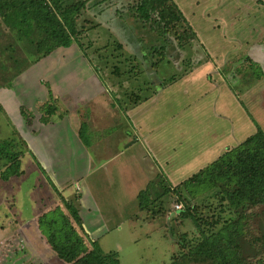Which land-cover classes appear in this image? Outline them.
Returning a JSON list of instances; mask_svg holds the SVG:
<instances>
[{"label": "rangeland", "instance_id": "obj_1", "mask_svg": "<svg viewBox=\"0 0 264 264\" xmlns=\"http://www.w3.org/2000/svg\"><path fill=\"white\" fill-rule=\"evenodd\" d=\"M77 1L87 2L78 27L96 66L62 61L59 50L22 73L21 87L13 85L2 93L11 94L12 100L19 91L26 96L41 94L33 78H103L115 87L120 95L114 96L115 105L125 111L154 97L143 119L155 130L158 156L156 151L145 154L157 165V174L150 172L147 186L146 175L133 166L135 185L147 186L139 196L143 211H136L138 203L130 205L124 224H110L106 235L95 241L105 252H118L121 264H171L174 257L202 242L193 220L175 212L177 205L182 210L196 206L194 215L206 229L217 216L222 222L239 223L244 229L239 240L243 263L264 264V206L231 211L219 199L226 191L223 183H190L227 150L256 133L250 115L264 131V0H173L186 21L168 28H163L157 12L148 21L139 18L135 8L142 0H61V10ZM16 35L0 21V87L40 55ZM87 84L80 89L90 91ZM223 88L234 90L237 103L235 95ZM229 99L231 107L224 108L222 103ZM33 100L28 107H35ZM234 122L235 141L222 143L209 154L220 140L230 137ZM130 137L141 139L137 142L141 151L143 139ZM14 139L18 140L15 130L0 108V145ZM21 153L24 175L0 179V228L7 218L17 224L2 228V238L7 232L11 238H0V264H69L57 257L39 225V218L55 208L67 212L64 198L56 200L58 194L24 147Z\"/></svg>", "mask_w": 264, "mask_h": 264}, {"label": "crops", "instance_id": "obj_2", "mask_svg": "<svg viewBox=\"0 0 264 264\" xmlns=\"http://www.w3.org/2000/svg\"><path fill=\"white\" fill-rule=\"evenodd\" d=\"M59 50L62 61L66 60L70 64V61L75 59L85 63L87 68L93 67L76 44L69 48H59L52 54ZM261 63L264 69V60ZM22 76L21 74L17 77L12 86L20 84L21 87L24 79L19 78ZM262 78L264 83V76ZM32 80L38 87L40 86L41 94L26 96L19 91L12 100L11 94L2 93L9 88H0L1 113L10 121L17 137L23 141L27 155L35 161L48 185L58 194L56 200L59 201V198L63 197L65 201L73 203L81 218L84 233L92 241L99 240L100 236L106 235V230L111 227L110 224L115 225L117 222L118 227L124 224L127 217L129 218L130 205L136 203L137 206L138 203L136 211L140 209V212L143 211L140 193L150 184V172L153 171L156 175L158 169L150 160V154H145L146 150L151 154L157 152L153 143L155 130L143 119V116L149 112V104L154 97L149 99V102L143 104L139 102L125 111L115 105V97L119 98L120 95L106 79L105 81L103 78H33ZM85 83L90 86V91L80 89ZM218 87L222 86L218 84ZM223 89H228L232 94L231 97L235 95L234 101L237 103L234 90ZM30 98L34 99L32 105L35 107L27 106ZM47 104L56 108L51 116H46L41 111V108ZM227 104L231 107L230 99L227 103L223 102L222 106L226 108ZM23 111L29 113L28 119ZM233 127L234 130L230 128L228 133L230 137L223 142L220 140L217 146H213L214 148L211 147L215 150L214 152L211 150L209 154H215L223 146L222 143L235 141L234 137L237 136L232 137V135L237 131L236 122ZM131 134L143 139L144 146L141 151L137 143H140L141 139L135 141L130 137ZM134 165H137L142 175H146V187L138 188L135 185ZM23 172L25 173L24 170ZM65 193L67 197H64ZM9 221L10 219L7 218L3 226L6 229L17 225ZM3 227L0 228V238L8 240L11 238V232H7L6 237L2 238Z\"/></svg>", "mask_w": 264, "mask_h": 264}, {"label": "trees", "instance_id": "obj_3", "mask_svg": "<svg viewBox=\"0 0 264 264\" xmlns=\"http://www.w3.org/2000/svg\"><path fill=\"white\" fill-rule=\"evenodd\" d=\"M86 4V1H77L61 10V0H0V21L15 30L19 40H27L31 46H35L40 54L0 88H10L14 80L27 69L57 49L69 48L74 44L94 64L89 54L90 47L80 40L82 36L78 27ZM135 9L143 21L150 20L157 12L163 28L175 25L177 21H186L173 0H142ZM182 36L187 39L185 34ZM96 70L99 71V68L96 67ZM41 111L44 115L51 116L56 108L47 104ZM23 114L29 118V113L23 111ZM250 117L257 127L256 133L240 146L227 150L206 171L193 176L190 182L193 186H198L205 180L223 183L226 191L222 192L219 199L227 202L231 211L248 206H264V131L251 115ZM12 142L14 144L7 142L0 145V179L3 181L24 173L21 153L24 143L19 137ZM64 206L67 212L58 207L39 218L40 228L57 257L69 264H120L118 252L103 251L98 242L90 240L84 233L81 218L73 203L64 200ZM197 209L196 206H187L179 214L193 220L199 232L198 240L202 238V242L183 256L174 257L171 264H190V261L196 260L210 264H245L241 259L239 244L244 229L239 223L227 222L229 220L222 222L217 216L210 228L206 229L205 224L194 215Z\"/></svg>", "mask_w": 264, "mask_h": 264}, {"label": "built area", "instance_id": "obj_4", "mask_svg": "<svg viewBox=\"0 0 264 264\" xmlns=\"http://www.w3.org/2000/svg\"><path fill=\"white\" fill-rule=\"evenodd\" d=\"M182 210V206L177 205L175 206V212L179 213Z\"/></svg>", "mask_w": 264, "mask_h": 264}]
</instances>
